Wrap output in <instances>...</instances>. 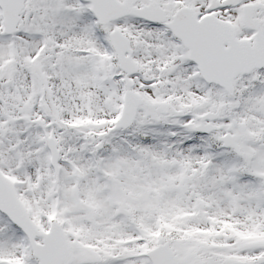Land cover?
I'll return each mask as SVG.
<instances>
[{
  "label": "snow or ice",
  "instance_id": "snow-or-ice-1",
  "mask_svg": "<svg viewBox=\"0 0 264 264\" xmlns=\"http://www.w3.org/2000/svg\"><path fill=\"white\" fill-rule=\"evenodd\" d=\"M0 264H264V0H0Z\"/></svg>",
  "mask_w": 264,
  "mask_h": 264
}]
</instances>
